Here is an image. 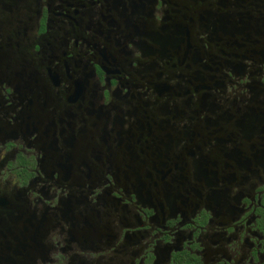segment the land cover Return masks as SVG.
<instances>
[{
  "label": "flooded vegetation",
  "instance_id": "obj_1",
  "mask_svg": "<svg viewBox=\"0 0 264 264\" xmlns=\"http://www.w3.org/2000/svg\"><path fill=\"white\" fill-rule=\"evenodd\" d=\"M0 264H264V0H0Z\"/></svg>",
  "mask_w": 264,
  "mask_h": 264
}]
</instances>
